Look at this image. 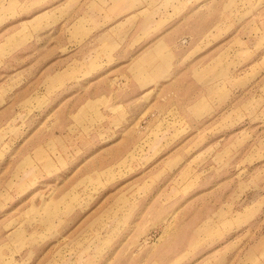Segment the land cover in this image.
I'll use <instances>...</instances> for the list:
<instances>
[{
	"label": "rangeland",
	"instance_id": "rangeland-1",
	"mask_svg": "<svg viewBox=\"0 0 264 264\" xmlns=\"http://www.w3.org/2000/svg\"><path fill=\"white\" fill-rule=\"evenodd\" d=\"M0 264H264V0H0Z\"/></svg>",
	"mask_w": 264,
	"mask_h": 264
},
{
	"label": "crops",
	"instance_id": "crops-1",
	"mask_svg": "<svg viewBox=\"0 0 264 264\" xmlns=\"http://www.w3.org/2000/svg\"><path fill=\"white\" fill-rule=\"evenodd\" d=\"M25 27V26H24Z\"/></svg>",
	"mask_w": 264,
	"mask_h": 264
}]
</instances>
